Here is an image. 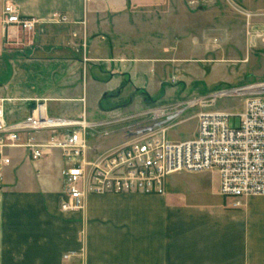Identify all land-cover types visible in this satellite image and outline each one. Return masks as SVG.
<instances>
[{
	"label": "crops",
	"instance_id": "crops-1",
	"mask_svg": "<svg viewBox=\"0 0 264 264\" xmlns=\"http://www.w3.org/2000/svg\"><path fill=\"white\" fill-rule=\"evenodd\" d=\"M88 2L0 0L4 40L0 86H5L6 77L14 81L7 86L8 94H0L12 99L5 104L8 121L26 117L38 102H44L47 110L50 101L64 105L81 102L78 117L88 115L89 104L94 107L90 110L93 116L131 108L133 100L102 107L106 93L114 101L124 96L122 82L108 91L95 89L89 97L90 79L109 83L126 76L133 88L141 86L133 82L137 73L128 66L139 58L107 52L109 38L93 33L96 4ZM7 3L16 5L23 15L43 21L22 51L7 49L3 22ZM58 12L68 21L50 22ZM147 59L146 69H154V58ZM138 113L126 110L115 119L103 117L94 123L118 126L123 118ZM50 135L51 131L35 134L39 140ZM112 135L107 141L93 142L94 152L104 153L127 139L120 127ZM23 156L20 152L12 157L0 183V264H264V194L244 196L241 205L234 207L227 199L211 202L188 195L190 189L198 193L203 186L189 182V190L177 194L91 193L84 197L80 210L64 211L62 152L55 149L34 161L30 150V158ZM173 176L168 183L175 186L178 178Z\"/></svg>",
	"mask_w": 264,
	"mask_h": 264
},
{
	"label": "rangeland",
	"instance_id": "rangeland-1",
	"mask_svg": "<svg viewBox=\"0 0 264 264\" xmlns=\"http://www.w3.org/2000/svg\"><path fill=\"white\" fill-rule=\"evenodd\" d=\"M88 3L96 4L93 33L112 40L110 43L107 40V52L139 58L128 66L139 74L134 75L132 80L141 86L138 90L133 88L126 76H117L109 83L88 80L89 97L95 89L104 88V91H108L122 82L120 90H123L124 96L114 101L112 95L110 97L106 93L102 101L104 108L127 104L132 100L134 102L130 103L133 104L131 108H119L115 114L97 116L90 114L94 107L89 104L86 116L89 122L102 120L103 117L112 120L125 114L126 110L140 113L152 106L194 99L195 107L174 121L167 131L169 139L183 141L196 137L199 128L197 114L200 111L230 112L229 123L239 125V114L244 110L248 93L242 92L240 87L264 81V0H91ZM31 36L19 30L12 31L10 36L7 35V49L13 47L14 50L22 51L31 43ZM0 41L2 54L4 40L1 35ZM150 57L154 58L151 62L156 66L152 70L146 69L145 64ZM119 70L124 68L119 67ZM2 84L5 86H0V94L6 95L7 86H13L14 81H8L6 77ZM221 90L231 91L225 96L214 95ZM10 92L12 94L13 87H10ZM70 105L73 110L65 109ZM48 108L50 116L78 118L82 103L64 105L50 101ZM124 119L118 126L90 128L88 145L93 148V142L109 140L113 130L118 127L126 133L127 139L130 138L126 128L138 125L141 118L128 116L127 120ZM130 128L132 133L141 130L140 127ZM50 131L44 129L39 132L48 135ZM104 131H108L111 136L103 135ZM8 152L13 158L20 152H23L24 158L29 157L27 148H12ZM93 153L91 150L90 156L103 152ZM176 173L170 175L178 178L175 186L168 183L170 176L166 180L165 191L168 193L177 194L186 188L188 191V183L194 182L200 187L203 185L206 190L203 186L198 193L190 189L188 195L211 202L227 199L231 204L237 199H243L224 196L219 192L218 172L215 168L201 174Z\"/></svg>",
	"mask_w": 264,
	"mask_h": 264
},
{
	"label": "built area",
	"instance_id": "built-area-1",
	"mask_svg": "<svg viewBox=\"0 0 264 264\" xmlns=\"http://www.w3.org/2000/svg\"><path fill=\"white\" fill-rule=\"evenodd\" d=\"M67 21L66 15L59 12L50 19L54 23ZM3 22L10 36L14 30L34 34L43 21L23 15L16 5L7 3ZM249 86L239 125L229 123L230 112L200 111L197 136L171 140L167 131L195 107V100L156 105L133 115L141 119L138 125L126 128L130 138L96 156H90L94 149L87 142L89 129L108 123L89 122L85 113L78 118L50 116L44 102H38L26 117L10 122L5 104L12 99L0 97V183L12 163L9 149L27 148L34 160L59 149L65 161L61 202L64 211L80 210L84 197L91 193L163 194L166 180L173 173L213 168L218 172L220 193L224 196L264 194V81L246 87ZM230 91L221 90L214 95L225 96ZM131 126L141 130L132 133ZM44 129L52 133L39 140L35 134ZM241 203L237 199L233 205L238 207Z\"/></svg>",
	"mask_w": 264,
	"mask_h": 264
},
{
	"label": "bare ground",
	"instance_id": "bare-ground-1",
	"mask_svg": "<svg viewBox=\"0 0 264 264\" xmlns=\"http://www.w3.org/2000/svg\"><path fill=\"white\" fill-rule=\"evenodd\" d=\"M248 89H251L250 86H249V87H242L241 90L246 91V90H248Z\"/></svg>",
	"mask_w": 264,
	"mask_h": 264
}]
</instances>
